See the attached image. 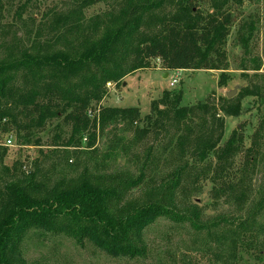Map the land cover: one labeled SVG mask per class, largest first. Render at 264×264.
Returning <instances> with one entry per match:
<instances>
[{
	"label": "trees",
	"instance_id": "1",
	"mask_svg": "<svg viewBox=\"0 0 264 264\" xmlns=\"http://www.w3.org/2000/svg\"><path fill=\"white\" fill-rule=\"evenodd\" d=\"M31 1L18 6L15 17L19 21ZM97 1L104 0H68L52 14L44 31L37 30L33 36L26 29L19 37L13 26L0 30L3 132L15 129L29 140L42 132L46 123L59 120L54 127L57 140L65 148H76L85 135L95 139L97 115L100 133L105 124L139 122L142 127L136 130L140 137L156 138L164 132L178 156L188 162L212 156L215 165L211 174L222 178L242 143L235 132L223 141L221 114L237 117L239 98L207 99L183 107L181 94L164 92L151 103L150 114L143 119L139 109H102L101 104L108 96V85L120 88L125 77L153 68L156 61L164 71H221L218 84L225 85L222 41L237 21L230 9H224L230 0H109L107 12L86 20L84 10ZM2 3L0 0V20L5 8ZM203 7H209L210 13ZM242 36L239 33L244 43ZM252 92L244 88L239 96L258 97L259 83ZM151 151V147L144 149L147 157L135 179L116 175L103 180V185L82 182L71 190L51 189L40 197L43 182L36 173L43 169L37 165L29 180L7 187L8 206L0 212V264H15L21 237L31 228L65 235L78 244L92 239L112 255L137 256L136 236L170 207H176L175 194L188 166L186 162L172 172L174 179L157 193L148 211L140 214L135 209L118 216L112 209L143 183Z\"/></svg>",
	"mask_w": 264,
	"mask_h": 264
},
{
	"label": "rangeland",
	"instance_id": "2",
	"mask_svg": "<svg viewBox=\"0 0 264 264\" xmlns=\"http://www.w3.org/2000/svg\"><path fill=\"white\" fill-rule=\"evenodd\" d=\"M2 1L5 8L0 30L4 32L13 26L22 37L26 29L32 31L31 36L37 30L44 31L52 14L68 0H33L21 21L15 15L25 0ZM108 3L109 0L97 1L85 9V19L103 15L110 9ZM224 9H230L237 18L222 41L225 85L218 84L221 71H164L155 63L151 69L125 77L120 88L108 85V96L101 104L102 109H139L143 119L150 114L151 103L164 92L181 94L180 105L189 107L207 99L226 98V93L237 87L231 99L239 98V115L221 117L223 141L235 132L242 147L222 178L211 174L215 165L212 156L191 163L178 156L164 132L156 138L140 137L136 129L142 123H109L98 132L99 110L95 139L89 140L85 135L76 148H65L57 140L54 127L59 120L46 123L44 130L29 140L15 129L4 133L1 126L6 120H1L0 212L8 206L6 188L29 180L37 165L43 169L36 173V178L43 182L39 196L44 197L51 189L68 191L82 182L103 185V180L116 175L135 179L147 157L144 149L151 147L143 183L112 209L118 216H126L135 209L141 214L149 210L157 193L174 179L172 172L188 163L175 194L176 207H170L136 236L137 256L112 255L92 239L78 244L65 235L31 228L21 237L13 257L15 264H264V0H230ZM202 10L210 13L209 7ZM239 33L244 43L240 42ZM171 79L176 80L174 86L170 85ZM257 83L258 97L239 96L244 88L254 93ZM6 139L10 140L9 145Z\"/></svg>",
	"mask_w": 264,
	"mask_h": 264
},
{
	"label": "water",
	"instance_id": "3",
	"mask_svg": "<svg viewBox=\"0 0 264 264\" xmlns=\"http://www.w3.org/2000/svg\"><path fill=\"white\" fill-rule=\"evenodd\" d=\"M163 77H166V75H163ZM236 91H237V87H235L233 91L226 93V98L228 100L233 98V96H235V94H236Z\"/></svg>",
	"mask_w": 264,
	"mask_h": 264
},
{
	"label": "built area",
	"instance_id": "4",
	"mask_svg": "<svg viewBox=\"0 0 264 264\" xmlns=\"http://www.w3.org/2000/svg\"><path fill=\"white\" fill-rule=\"evenodd\" d=\"M155 63H159V61H156ZM176 84V80H174V79H171V83H170V85L171 86H174ZM6 143H7V145H9L10 144V140L9 139H6Z\"/></svg>",
	"mask_w": 264,
	"mask_h": 264
}]
</instances>
